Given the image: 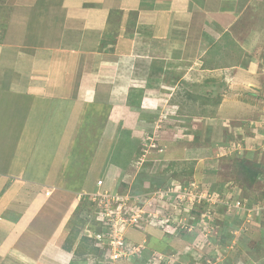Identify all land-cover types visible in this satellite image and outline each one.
Listing matches in <instances>:
<instances>
[{
  "label": "rangeland",
  "instance_id": "374dc122",
  "mask_svg": "<svg viewBox=\"0 0 264 264\" xmlns=\"http://www.w3.org/2000/svg\"><path fill=\"white\" fill-rule=\"evenodd\" d=\"M233 5L227 0L224 7ZM226 15L227 30L214 44L200 52L192 46L199 55L181 56L185 43L164 45L165 52L179 51L178 61L165 55L157 70L156 80L167 82L161 93L153 82L144 93L128 92L131 104L117 93L122 109L110 118L111 106L101 108L102 117L84 111L75 133L64 134L61 126L70 125L62 116L46 120L52 137H73L83 172L66 224L65 242L74 251L68 264H264V0H245ZM66 40L76 38L71 33ZM40 61L36 68L49 66ZM240 63L250 79L228 73ZM145 65V73L134 71L150 81L158 65ZM143 101L150 108L142 109ZM23 102L6 106L0 117L12 116L20 129L28 118L26 135L39 137L41 111L32 113V103ZM113 223L122 235L118 258L94 239ZM0 264L6 263L0 258Z\"/></svg>",
  "mask_w": 264,
  "mask_h": 264
},
{
  "label": "crops",
  "instance_id": "0c3cea01",
  "mask_svg": "<svg viewBox=\"0 0 264 264\" xmlns=\"http://www.w3.org/2000/svg\"><path fill=\"white\" fill-rule=\"evenodd\" d=\"M231 1L233 7L226 8L227 0H0V21L7 18L0 25V115L6 106L14 109L25 100L32 103L30 112L41 111L39 137L33 132L27 136L28 118L20 129L11 112H6L11 118L0 117V146L5 147L0 152L3 262L68 264L72 260L73 250L65 242L66 224L80 199L75 194L81 192L78 181L83 172L75 160L78 153L70 147L73 137L61 141L52 137L46 120L62 116L70 125L61 126L64 134L70 128L75 133L73 126L84 111L96 109L102 117L101 108L111 106L110 118L122 109L119 93L128 102L127 93L146 92V82L148 86L153 82L158 92L165 89L167 82L156 80L157 70H162L165 55L167 61H174L179 50L169 47L165 52L164 45L185 43L188 47L181 48V56L199 55L200 46L214 44L216 35L227 30L226 13L237 11L245 0ZM71 33L74 42L66 40ZM241 34L236 33L242 46ZM36 39L40 42L35 44L47 43L34 46ZM44 58L49 66L36 68L35 63ZM146 62L153 68L158 65L150 81L134 71L143 72ZM233 67L228 73L239 80L253 75L246 63ZM141 103L142 109L149 107Z\"/></svg>",
  "mask_w": 264,
  "mask_h": 264
},
{
  "label": "built area",
  "instance_id": "2783aa9c",
  "mask_svg": "<svg viewBox=\"0 0 264 264\" xmlns=\"http://www.w3.org/2000/svg\"><path fill=\"white\" fill-rule=\"evenodd\" d=\"M100 183V182H99ZM122 229V228H121ZM122 235H121V231L119 229V226L117 227L116 224H111L110 227H108V230L105 232H101L96 234L95 236V242L96 244H104L108 243V245L110 246V252H115L117 254V256H115V258H118L119 253L122 254L121 250L119 248L122 247ZM119 247V248H118ZM111 254V253H109Z\"/></svg>",
  "mask_w": 264,
  "mask_h": 264
},
{
  "label": "trees",
  "instance_id": "16d2710c",
  "mask_svg": "<svg viewBox=\"0 0 264 264\" xmlns=\"http://www.w3.org/2000/svg\"><path fill=\"white\" fill-rule=\"evenodd\" d=\"M219 43V42H218ZM196 95H199V94H197L196 93ZM195 95V96H196ZM208 97H210V98H212V100L216 97V96H214V95H212V94H206ZM258 175V173L257 172H253V176H252V179H254L256 176ZM93 239V238H92ZM95 239V238H94ZM76 250V249H75Z\"/></svg>",
  "mask_w": 264,
  "mask_h": 264
}]
</instances>
